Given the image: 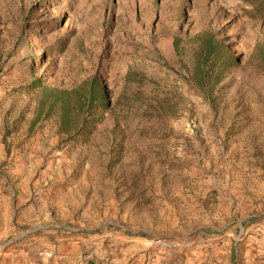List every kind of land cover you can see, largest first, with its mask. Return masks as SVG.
<instances>
[{"label": "rangeland", "instance_id": "rangeland-1", "mask_svg": "<svg viewBox=\"0 0 264 264\" xmlns=\"http://www.w3.org/2000/svg\"><path fill=\"white\" fill-rule=\"evenodd\" d=\"M263 4L0 0V143L24 151L37 139L55 153L51 168L71 169L88 192L95 185L105 248L140 235L151 255L152 238L172 237L190 246L170 256L152 251L142 264L184 260L204 248L199 230L225 233L253 218L241 219L247 215L264 216ZM204 30L237 58L210 94L190 83L192 37ZM94 74L106 85L108 106L87 130L59 133L57 113L31 127L42 85L71 89ZM232 187L238 208L224 199ZM243 232L228 236L238 244Z\"/></svg>", "mask_w": 264, "mask_h": 264}, {"label": "crops", "instance_id": "crops-1", "mask_svg": "<svg viewBox=\"0 0 264 264\" xmlns=\"http://www.w3.org/2000/svg\"><path fill=\"white\" fill-rule=\"evenodd\" d=\"M54 154L51 148L44 151L37 139L24 151L7 152L0 143V264H142L153 256L140 235L103 246L96 230L99 211L93 208L95 185L88 192L71 169L51 168ZM43 160L46 166L40 170ZM230 190L233 196L224 199L238 208L240 194L237 188ZM241 219H246L243 225H232L225 233L216 226L199 230L206 244L184 260L154 259L162 264H234L238 256L239 264H264V216ZM89 221L95 223L93 228L83 226ZM241 229L242 240L236 244L228 235ZM210 253L213 260L205 256Z\"/></svg>", "mask_w": 264, "mask_h": 264}, {"label": "trees", "instance_id": "trees-1", "mask_svg": "<svg viewBox=\"0 0 264 264\" xmlns=\"http://www.w3.org/2000/svg\"><path fill=\"white\" fill-rule=\"evenodd\" d=\"M264 8V4H263ZM193 65L190 83L201 93L210 94L223 79L225 72L237 62L229 45L210 30L193 35ZM39 80L35 82L39 86ZM35 118L31 127L43 118L57 113L58 132L73 134L89 128L90 117H96L108 106L107 88L97 74L71 89H60L42 85Z\"/></svg>", "mask_w": 264, "mask_h": 264}, {"label": "built area", "instance_id": "built-area-1", "mask_svg": "<svg viewBox=\"0 0 264 264\" xmlns=\"http://www.w3.org/2000/svg\"><path fill=\"white\" fill-rule=\"evenodd\" d=\"M149 246L157 254L170 256L175 252L181 251L184 247L190 246V243L177 238L156 236L150 240ZM147 264H157V262L154 258H149Z\"/></svg>", "mask_w": 264, "mask_h": 264}]
</instances>
